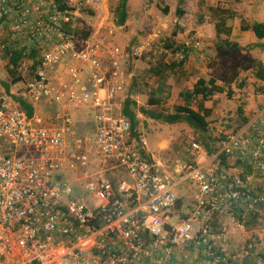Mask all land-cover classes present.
Masks as SVG:
<instances>
[{
	"label": "built area",
	"instance_id": "2783aa9c",
	"mask_svg": "<svg viewBox=\"0 0 264 264\" xmlns=\"http://www.w3.org/2000/svg\"><path fill=\"white\" fill-rule=\"evenodd\" d=\"M74 16L57 0H0V68L21 78L32 107L87 108L95 124L94 134L79 138L65 112L56 126L28 117L0 82V264H234L247 257L255 243L247 224L264 225V108L238 129H210L211 154L187 137L171 164L143 156L146 140L132 134L121 102L124 64L148 44L125 50L79 40ZM158 35L150 41L164 46ZM200 44L193 36L163 52L183 63ZM91 143L101 162L92 174ZM19 147L28 153L18 157ZM65 170L77 171L91 205L70 197L66 180L56 178Z\"/></svg>",
	"mask_w": 264,
	"mask_h": 264
},
{
	"label": "rangeland",
	"instance_id": "374dc122",
	"mask_svg": "<svg viewBox=\"0 0 264 264\" xmlns=\"http://www.w3.org/2000/svg\"><path fill=\"white\" fill-rule=\"evenodd\" d=\"M75 12L73 32L79 40L99 41L104 40L106 45L119 46L128 50L131 46L144 42L148 45L142 55L129 59L124 64V79L130 86L127 95H131L136 103V108H144L153 113L172 114L175 107L185 104L181 94L192 89L198 79H214L216 85L223 89L222 93L214 94L210 100L204 102V107L210 110L207 118L208 129L216 127L225 130L238 129L247 123L253 111L264 107V81L255 77L256 66L251 59L259 61V57L252 56L253 50L246 45L238 53L231 56H222L221 40L224 36L217 37L213 27L209 7H221L233 11L234 16L227 21L233 27L239 24V18H244L245 24L255 21V18L264 17V0H185L179 6L178 0H127V17L124 25H117V7L121 0H64ZM176 9L184 14L178 17ZM159 33V43H168L175 48L180 43L198 37L202 51L193 53L182 64L176 62L174 56L164 54V46L157 41H150L153 33ZM230 41H236L230 36ZM237 43V42H236ZM175 50V49H174ZM256 53L260 52L254 49ZM204 54V56H200ZM164 74L160 77H151L148 69L158 65ZM168 61V64L165 62ZM175 65L172 67V65ZM2 63L0 61V67ZM15 78L17 76L14 75ZM0 68V82L9 85L12 97L24 98L25 85L22 81L12 83L14 78ZM161 83V89L158 86ZM134 88H131L133 87ZM158 97L161 102L156 106H147L149 97ZM261 98H260V97ZM252 104L251 109L248 106ZM64 107V108H63ZM196 109L195 104L192 106ZM241 109V113H239ZM34 114L43 119L48 125L56 126L61 123V114L70 115L73 130L77 137L83 138L94 134L93 112L87 115L83 123H78L72 114L84 109H73L69 106L56 105L50 102H41L33 107ZM138 120L137 131L146 140L144 149L148 157L162 163L171 164L181 153L184 140L187 137L199 139V133L193 131L185 123L173 125L164 124L149 118L141 112H136ZM91 120V124H90ZM93 128V129H92ZM200 141V140H199ZM201 146L203 147L202 143ZM204 148V147H203ZM17 156L23 157L28 149L19 147ZM85 154L88 159L86 170L92 174L99 170L100 161L95 154L93 143L86 146ZM77 171L65 170L56 178L65 179L70 188V197L91 205L89 197L84 193V181H75ZM184 190H188L184 186ZM188 193H182V201L186 206ZM249 234L255 238L252 251L249 253L250 264H264V225L261 223L249 225ZM243 259H238L234 264H241Z\"/></svg>",
	"mask_w": 264,
	"mask_h": 264
},
{
	"label": "trees",
	"instance_id": "16d2710c",
	"mask_svg": "<svg viewBox=\"0 0 264 264\" xmlns=\"http://www.w3.org/2000/svg\"><path fill=\"white\" fill-rule=\"evenodd\" d=\"M61 7H66L68 5L64 0H57ZM185 0H178L179 6L184 3ZM126 2L127 0H121L118 7H117V25L122 26L124 25L127 17L126 12ZM199 2H203V0H199ZM63 5V6H62ZM208 11L211 15V19L213 22V27L215 30V34L217 37L224 36L225 39L221 40V55L229 57L232 53H238L242 50V47L239 46L237 43L230 41L228 38L231 36L232 27L227 24V21L230 20L234 13L233 11L225 8H221L218 6L209 7ZM176 14L178 17H181L184 13L180 9H176ZM241 31H251L257 40L264 39V23L262 22H251L250 24H245L241 22L240 26ZM248 48H258L261 51H264V43H254L247 45ZM165 48H171V45L165 43ZM19 53H16L15 57L11 60L12 62L16 63ZM256 66L255 77L259 80L264 79V72L262 63L260 61H255L251 59ZM182 63H179V65ZM161 61H159L158 65L154 66L151 69H148L149 75L152 77H160L164 74V71L161 68ZM175 65L173 64L172 67ZM9 75L14 77L15 71L9 70ZM21 78H13V82L20 81ZM3 87L5 88L6 92L9 93V85L6 82H1ZM158 86V90L161 89V83ZM131 88H134L131 87ZM223 89L216 85L214 79H198L197 82L193 85L192 89L189 91H185L181 94L185 104L182 106L175 107V110L172 114H163V113H153L150 111L145 110L144 108H136L135 101L130 98L129 96L124 100L122 105L121 113L122 115L127 118L130 123L131 132L135 135L138 120L136 117V112L139 111L144 115H147L149 118L154 119L156 121H160L164 124H177V123H185L187 124L193 131L199 133L202 137L198 140L195 139L200 144L202 143L204 149L208 154H211L215 150L209 144V141H214V139H210L207 135L208 132V121L207 118L210 116V110L204 107V102L210 100V98L216 93H222ZM13 99L19 104L22 110L26 113L28 117L34 114L33 107L26 101H24L20 97H13ZM161 100L158 97H149L147 100V106H156L159 105ZM195 104L196 109H193L192 106ZM239 113H241V109H239ZM200 140V141H199ZM141 154L144 156L145 151L140 150ZM221 164L225 165L224 159L221 158ZM236 166H240L237 164ZM254 222V219L252 220ZM249 222L247 226L249 227ZM253 225V224H252ZM250 257H244L241 264H250Z\"/></svg>",
	"mask_w": 264,
	"mask_h": 264
},
{
	"label": "crops",
	"instance_id": "0c3cea01",
	"mask_svg": "<svg viewBox=\"0 0 264 264\" xmlns=\"http://www.w3.org/2000/svg\"><path fill=\"white\" fill-rule=\"evenodd\" d=\"M241 21H244L245 22V19L244 18H239V24L238 25H234L233 27H232V30H231V36L233 37V38H235V40L236 41H234L235 43L237 42V44L239 45V46H241V47H244L245 45L247 46V45H249V44H254V43H264V39H262V40H257L256 39V37L254 36V34L251 32V31H241L240 30V26H241ZM253 22H262V23H264V17H258V18H255V21H253ZM254 49H257V50H259L260 52H258V53H256V52H254L255 50ZM250 50H253V54H252V56H256V57H259L260 59H258L261 63H262V67H263V72H264V51H261L260 49H258V48H251ZM258 81H261V82H263L264 81V79L263 80H259L258 79ZM124 82H125V92L124 93H122V95H124L123 97H124V99H123V101L121 102V106L123 105V102H124V100L129 96V95H127V92L129 91V88H130V86H129V84H128V81L127 80H124ZM121 95V96H122ZM130 98H132V96L130 95L129 96ZM260 97V96H259ZM261 98V97H260ZM251 107H252V104H250L249 106H248V108H250L251 109ZM262 108H264V107H262ZM262 108H260V109H262ZM253 112L254 111H256V109H251ZM90 111L89 110H86V111H84V110H80V111H76L74 114H72V116L75 118L76 117V119H77V122H76V124H78V123H83L82 125H81V127H83L84 126V124L85 125H87V123H85V120H86V118H87V115L88 114H90L89 113ZM90 124H91V120H90ZM93 129V128H92Z\"/></svg>",
	"mask_w": 264,
	"mask_h": 264
},
{
	"label": "water",
	"instance_id": "95a60500",
	"mask_svg": "<svg viewBox=\"0 0 264 264\" xmlns=\"http://www.w3.org/2000/svg\"><path fill=\"white\" fill-rule=\"evenodd\" d=\"M58 179V178H57Z\"/></svg>",
	"mask_w": 264,
	"mask_h": 264
}]
</instances>
